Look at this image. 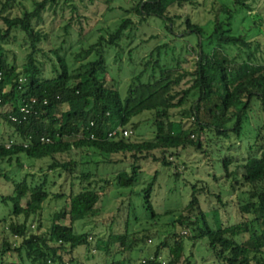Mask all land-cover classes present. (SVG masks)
Returning a JSON list of instances; mask_svg holds the SVG:
<instances>
[{
	"label": "trees",
	"instance_id": "16d2710c",
	"mask_svg": "<svg viewBox=\"0 0 264 264\" xmlns=\"http://www.w3.org/2000/svg\"><path fill=\"white\" fill-rule=\"evenodd\" d=\"M68 1L35 0L30 10L22 7L21 0H3L1 5L0 127L8 131L0 133V186H11L0 193V201L11 208L0 224L3 228L7 225L8 235L18 239V245L13 247L5 238L0 263L22 264L25 259L29 264H80L76 250L83 248L94 249L96 256L104 258L103 264H193L188 247L205 241L221 264H264V47L257 40L264 37V0H138L126 12L141 21H159L172 36L192 37L188 44L194 49L195 62L190 73L163 65L160 51L167 45L157 46L149 54L151 60L156 54L150 80L136 77L124 97L107 73L102 44L115 46L131 27L129 18L122 19L107 40L101 37L81 51L78 58L92 52L94 57L76 68L66 60L64 40L44 50L42 45L50 35L44 28L46 17H54ZM103 1L109 6L113 0ZM205 3L210 18L202 24L192 16L204 9ZM15 7L23 8L19 15H3ZM187 8L195 10L192 15L179 13ZM75 10L70 9L76 15ZM81 21L78 15L71 16L64 34L74 24L82 35ZM16 33L21 34L20 47L25 51L19 66L8 47L18 40ZM148 66V62L144 64V68ZM22 106L27 113L20 112ZM254 108L257 113L253 117ZM146 114L150 115L152 139L108 138V133L118 128L131 125L134 129L138 125L132 121ZM245 124L255 132L249 147L258 154L229 171L239 160L227 155V142L232 137L239 140ZM216 143L227 150L222 166L232 180L228 194H240L232 204L197 181L177 216L172 211L159 213L151 200L158 172L141 191L133 193L142 175L140 162L154 152H160L161 165L170 168L173 163L166 155L177 157L181 150L191 148L206 153ZM73 155L83 165L91 162H83L89 156L88 160L102 159L95 167L103 163L113 170L123 164L127 169L77 172L79 162ZM59 178L68 183L66 191L52 190ZM113 189L129 191L117 196L124 198L116 209L126 210L124 231L114 232L112 223L105 237L76 232V223L103 214L104 202ZM199 191L204 197L213 195L218 206L204 210ZM50 200L60 208L49 215L43 229V212ZM230 205L238 217L235 223L219 213ZM168 216L171 221L162 225L165 229L160 233L154 225ZM19 217L21 222L15 219ZM29 219H37L36 231L31 230ZM141 220L146 226L130 230V225ZM93 235L97 239L89 241ZM153 242L155 247L150 249ZM133 253L139 255L133 257Z\"/></svg>",
	"mask_w": 264,
	"mask_h": 264
},
{
	"label": "rangeland",
	"instance_id": "374dc122",
	"mask_svg": "<svg viewBox=\"0 0 264 264\" xmlns=\"http://www.w3.org/2000/svg\"><path fill=\"white\" fill-rule=\"evenodd\" d=\"M33 1L35 0H21L22 7L26 10L32 8ZM138 0H113L109 6H106L103 0H69L67 4H62L57 10L55 16L46 17L44 28L48 31L50 30V35L48 41L42 45L44 50L52 48V45L57 47L64 40V48L66 50L65 56L66 60L71 67L76 68L81 63L90 61L94 57V52L87 56H82L78 58L84 49H87L90 45L98 42L99 38L104 40L108 39V35L114 32L122 19H130L132 21L131 27L124 33V35L117 41L116 45L110 48H106L103 42V48L106 49L104 55L105 63L107 64V73L109 76L117 82V89L122 97L126 95V91L129 86L135 83L136 77H141V81L150 80L152 67V62L156 59V54H154L153 59L149 57L150 52L157 46L167 45L166 49L160 52V63L163 65L178 68L180 67L183 72L190 73L193 71V66L195 62L194 49H191L188 43L192 42L193 38L190 36H172L168 34L164 26L155 19H148L146 21H141L136 15L132 13H127L126 10L131 9ZM3 0H0V9ZM204 9H198L193 12L187 8L185 10L179 11V13L193 14L192 18L200 23H205L210 16L207 14V10L210 9L208 3H205ZM75 7L77 11L76 15L80 17L83 34L78 35V28L76 25H72L69 29L68 34H64L63 27L67 24V20L71 16H76L72 14L70 9ZM23 8L15 7L3 13V15H9L10 17L17 16L22 11ZM264 11V7L262 9ZM191 14V15H192ZM247 27L244 23L243 27ZM245 30V29H244ZM252 34V33H248ZM18 40L8 46L11 53L15 57V64L17 66L23 63V58L25 51L20 47L21 44V34L16 33ZM257 40L260 46L264 47V37H259ZM154 52V50H153ZM149 63L147 68H144L145 63ZM45 70L48 71V65L46 64ZM157 70H155V74ZM186 83V82H184ZM257 109L254 108L251 116L256 115ZM133 123L138 126L132 128L131 125L127 126L128 129H133V134L130 136L132 139L137 141L150 140L153 138V128L150 121V115H143L139 118H135ZM8 129L0 127V133L7 134ZM255 139V132L251 129L250 125L245 124L243 126L242 132L240 134V139L232 137L227 145L230 146V151L227 154V150L221 149L219 145H212L207 152H201L200 150H195L193 148L181 150L177 157L172 155H166L167 159L173 163V166L168 168L161 165L162 156L160 152H154L153 155L146 161L140 162L142 167V175L139 178L138 184L132 188L133 193L141 191L146 184L150 181L153 174L158 172L157 181L153 190L151 197L152 203L155 209L159 213L166 211L174 212L177 216L180 212V208L185 206L189 199L192 191V186L196 184L197 181L202 182L206 190L208 189L211 193L220 192L223 197V202L234 201V199L239 196V191H235L231 196L228 194L230 192V186L232 180L226 177L225 171L222 166V158L225 155L237 156L239 160L238 163H232L229 166V171H232L236 165L240 167L244 163V160L252 155L258 154L256 150L249 147L253 144ZM206 150V149H205ZM226 155V156H227ZM74 159L79 162L77 172L80 170L84 171H94L96 168L99 169L101 173H111L120 170H126L127 166L119 164L112 170L110 165L100 163L98 167H95V163L101 161V158H96V160H91L88 158L83 160L91 161L89 164H80L81 160L73 155ZM94 163H93V162ZM176 167V168H175ZM1 168H3L1 166ZM178 168V170H177ZM12 171L13 168H7ZM24 169H27V162H25ZM184 171V172H183ZM239 172V171H238ZM179 173L181 175L176 178L174 174ZM216 178L215 180H213ZM197 184V188L199 187ZM9 185H1L0 193H6V188ZM68 189V183L63 182L62 178L56 181V186L52 189L55 192L66 191ZM128 190L113 189L109 192L106 202L103 206V214L96 219H87L85 221L76 223L74 226L75 231L78 233H93L95 235H100L105 237L108 233L107 227L113 223L112 230L114 232H123L126 228L125 222V211H116L120 201L124 198H117L119 194L128 195ZM132 193V194H133ZM199 199L202 202V208L207 210L214 206H218L217 200L213 195H208L204 197L203 192H198ZM1 200V197H0ZM230 200V201H229ZM11 208V204H3L0 201V219L5 216V212ZM60 208V204L50 200L47 202L41 224L43 229L47 225V219L49 215L54 213ZM235 209L232 205L228 206L224 212L220 211V215L223 219H227L231 223H235L238 217L235 213ZM17 221L21 222L22 217L15 218ZM171 217H163L158 225H154L156 229L164 231L165 228L162 225H169ZM111 222V223H110ZM37 219H29L28 224L32 231L37 230L38 226ZM98 226L95 230L94 227ZM146 226L143 220L140 223H135L130 225V230H138L141 227ZM167 228V227H166ZM169 228V227H168ZM167 228V229H168ZM42 229V230H43ZM7 225L3 228V223L0 224V249L2 241L6 238L8 242L12 243L13 247L18 245V239L14 236L8 235ZM94 236V235H93ZM163 236V234L161 235ZM94 240L95 237H89ZM88 238V239H89ZM205 241H198L192 247H188V252L193 255V264H221L219 263L207 249ZM155 243L149 244L150 249H154ZM90 251H83V248L76 250V258L80 264H103L104 258L102 256H96L95 253ZM82 252V253H81ZM133 257H137L138 253H133ZM2 264V263H0ZM22 264H29L27 260L24 259Z\"/></svg>",
	"mask_w": 264,
	"mask_h": 264
},
{
	"label": "built area",
	"instance_id": "2783aa9c",
	"mask_svg": "<svg viewBox=\"0 0 264 264\" xmlns=\"http://www.w3.org/2000/svg\"><path fill=\"white\" fill-rule=\"evenodd\" d=\"M20 112L22 113H27V110L25 108V106H22L20 108ZM12 121H16V118L15 117H12L11 118ZM132 132L130 129H122V128H118L114 131H111L108 133V138L110 139H114V138H117V137H122V138H129L131 136ZM41 141H47V139H41ZM89 241H92V238H89L88 239ZM92 253H95V250L92 249L91 250ZM63 264H71L69 262H64Z\"/></svg>",
	"mask_w": 264,
	"mask_h": 264
}]
</instances>
